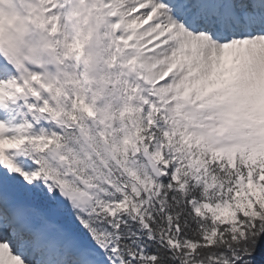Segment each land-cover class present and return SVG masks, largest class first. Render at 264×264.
<instances>
[{
	"label": "snow or ice",
	"instance_id": "1",
	"mask_svg": "<svg viewBox=\"0 0 264 264\" xmlns=\"http://www.w3.org/2000/svg\"><path fill=\"white\" fill-rule=\"evenodd\" d=\"M0 264H264V0H0Z\"/></svg>",
	"mask_w": 264,
	"mask_h": 264
}]
</instances>
